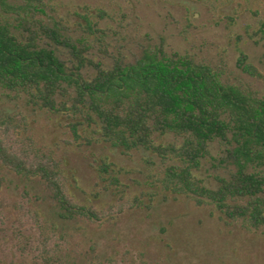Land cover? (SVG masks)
<instances>
[{"label":"rangeland","instance_id":"1","mask_svg":"<svg viewBox=\"0 0 264 264\" xmlns=\"http://www.w3.org/2000/svg\"><path fill=\"white\" fill-rule=\"evenodd\" d=\"M16 24L17 12L56 29L63 42L43 37L66 71L92 79L98 67L134 62L145 52L186 54L211 66L229 84L264 97V80L243 72L238 57L264 74V0H0ZM91 21L88 26L86 20ZM83 45L86 61L69 46ZM54 112L25 92L0 86V137L30 162L59 166L69 196L93 208L99 220L58 217L48 185L0 162V264H264V226L245 231L227 225L212 204L161 188L163 159L145 149L123 152L101 140L81 111L70 108L76 86L66 81ZM93 114V113H92ZM156 144L179 145L173 134H153ZM234 145V144H233ZM232 145L209 144L193 173L210 188L236 170ZM110 164L108 172L101 163ZM251 170L259 171L260 167Z\"/></svg>","mask_w":264,"mask_h":264},{"label":"trees","instance_id":"2","mask_svg":"<svg viewBox=\"0 0 264 264\" xmlns=\"http://www.w3.org/2000/svg\"><path fill=\"white\" fill-rule=\"evenodd\" d=\"M0 5L6 12L13 9L3 2ZM15 20L12 24L0 12V86L25 92L40 106L58 112L61 109L54 97L63 89V82H72L77 96L70 108L63 107L80 112L88 96L93 114L81 112L95 125L102 141L125 153L145 149L163 159H175L159 179L164 191L187 196L196 205H214L227 225L249 232L264 226V175L250 169L264 170V97L224 82L211 66L189 55H168L160 48L145 52L134 62L117 60L109 69L98 67L92 79L83 80L78 71L76 76L68 73L56 49L43 42V37L63 42L65 38L56 29L18 12ZM86 22L91 26L90 20ZM69 46L79 70L88 61L83 55L85 47ZM238 66L264 80V74L244 53L238 57ZM155 132L173 133L182 142L156 144ZM212 142L229 143L237 158L235 172L219 177L217 188L206 186L193 173ZM0 162L17 175L42 179L52 191L59 218L99 220L93 208L69 196L56 162H30L1 137ZM109 168L110 164L101 163L105 173Z\"/></svg>","mask_w":264,"mask_h":264}]
</instances>
